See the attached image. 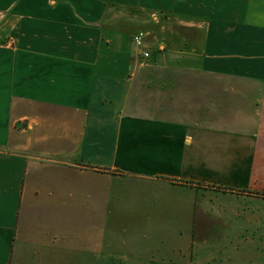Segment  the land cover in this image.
<instances>
[{"label": "crops", "instance_id": "1", "mask_svg": "<svg viewBox=\"0 0 264 264\" xmlns=\"http://www.w3.org/2000/svg\"><path fill=\"white\" fill-rule=\"evenodd\" d=\"M110 259L264 264V0H0V264Z\"/></svg>", "mask_w": 264, "mask_h": 264}, {"label": "built area", "instance_id": "2", "mask_svg": "<svg viewBox=\"0 0 264 264\" xmlns=\"http://www.w3.org/2000/svg\"><path fill=\"white\" fill-rule=\"evenodd\" d=\"M144 37L145 33L143 31L138 32L134 37L133 41L137 47H143L144 46ZM142 55L144 58L150 57V52L146 49H143Z\"/></svg>", "mask_w": 264, "mask_h": 264}, {"label": "rangeland", "instance_id": "3", "mask_svg": "<svg viewBox=\"0 0 264 264\" xmlns=\"http://www.w3.org/2000/svg\"><path fill=\"white\" fill-rule=\"evenodd\" d=\"M109 264H128V263H126L122 260H118V259H110ZM153 264H155V263H153Z\"/></svg>", "mask_w": 264, "mask_h": 264}, {"label": "trees", "instance_id": "4", "mask_svg": "<svg viewBox=\"0 0 264 264\" xmlns=\"http://www.w3.org/2000/svg\"><path fill=\"white\" fill-rule=\"evenodd\" d=\"M155 264H162V263H155Z\"/></svg>", "mask_w": 264, "mask_h": 264}]
</instances>
